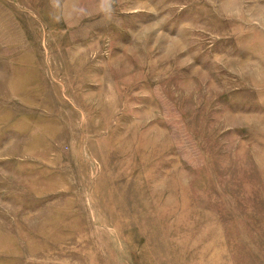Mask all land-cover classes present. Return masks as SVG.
Wrapping results in <instances>:
<instances>
[{
  "label": "rangeland",
  "instance_id": "374dc122",
  "mask_svg": "<svg viewBox=\"0 0 264 264\" xmlns=\"http://www.w3.org/2000/svg\"><path fill=\"white\" fill-rule=\"evenodd\" d=\"M0 264H264V0H0Z\"/></svg>",
  "mask_w": 264,
  "mask_h": 264
}]
</instances>
